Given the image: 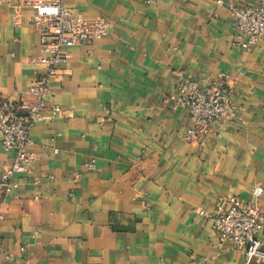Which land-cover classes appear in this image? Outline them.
I'll use <instances>...</instances> for the list:
<instances>
[{
    "label": "crops",
    "instance_id": "crops-1",
    "mask_svg": "<svg viewBox=\"0 0 264 264\" xmlns=\"http://www.w3.org/2000/svg\"><path fill=\"white\" fill-rule=\"evenodd\" d=\"M218 1L63 0L111 27L69 48L49 82L69 115L32 128L30 172L0 191V264H248L198 215L264 187V44L236 46L228 8L260 0ZM33 13L0 3V103L45 72ZM220 73L244 111L187 139L189 113L165 97L184 75L206 84ZM15 155L0 131V177ZM258 205L264 215V194Z\"/></svg>",
    "mask_w": 264,
    "mask_h": 264
},
{
    "label": "built area",
    "instance_id": "built-area-1",
    "mask_svg": "<svg viewBox=\"0 0 264 264\" xmlns=\"http://www.w3.org/2000/svg\"><path fill=\"white\" fill-rule=\"evenodd\" d=\"M218 2L224 4L221 0ZM0 3L18 11L34 10L32 19L43 52L37 60L45 65V72L32 84L25 97L22 96L16 104L0 103L2 145L16 153L13 162L4 164L0 177V191L8 194L18 188L14 176L30 172V165L36 160L37 155L29 150L32 128L46 115L51 119L69 115L68 111L47 98L55 94L49 82L57 76V66L71 57L69 48L88 46L104 38L111 23L103 16L90 17L83 12L72 11L64 6L63 0H0ZM228 8L234 44L243 50L264 44V0H260L257 6L231 3ZM233 93L234 85L229 83L224 73L206 84L184 75L165 101L170 102L173 110L182 108L189 113L192 125L185 136L201 141L215 125L232 124L244 111L241 104L232 100ZM94 165V160L87 164L90 169ZM263 194V185L255 183L249 201L242 202L237 196L224 195L212 212L198 211L200 217L212 223L219 245L231 243L234 248L244 250L248 264L264 262V215L258 205Z\"/></svg>",
    "mask_w": 264,
    "mask_h": 264
}]
</instances>
